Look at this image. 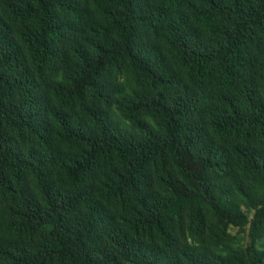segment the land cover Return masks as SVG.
Here are the masks:
<instances>
[{"label":"trees","instance_id":"obj_1","mask_svg":"<svg viewBox=\"0 0 264 264\" xmlns=\"http://www.w3.org/2000/svg\"><path fill=\"white\" fill-rule=\"evenodd\" d=\"M0 264H264V0H0Z\"/></svg>","mask_w":264,"mask_h":264}]
</instances>
